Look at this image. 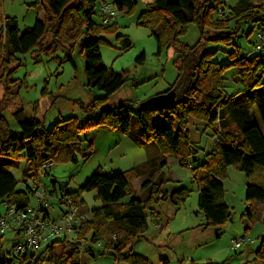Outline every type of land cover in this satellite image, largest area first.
Here are the masks:
<instances>
[{"label":"trees","instance_id":"obj_1","mask_svg":"<svg viewBox=\"0 0 264 264\" xmlns=\"http://www.w3.org/2000/svg\"><path fill=\"white\" fill-rule=\"evenodd\" d=\"M99 1H110L118 12L132 11L137 5V0H35L34 5H41L44 9V21L36 20L22 34L15 18H1L0 87L4 92L17 82L13 79L19 66L16 65L17 54L35 49L39 54L48 53L55 46L56 39L61 37L66 45L76 40L79 42L85 60L87 87L101 91L104 96L88 106L79 104L85 117L80 124L71 117L60 119L45 129L40 121L27 119L22 110H17L13 117L18 131H13L0 112V201L6 209L21 211L26 208L32 197L27 181L30 172L46 162L76 163V154L82 152L81 134L104 129L129 137L138 147L154 145L159 156L152 159L148 156L144 164L111 176L96 171L76 192L64 191L79 199L81 204H84L81 194L94 191L95 198L101 203L99 208L91 211V221L82 228L81 238L90 234V244L105 242V248L96 253L91 248L86 249L90 256L107 255L115 264H150L147 258L133 252V244L148 231L149 212L159 201H168L179 209L185 203L188 191L181 188L167 193L162 189L165 179L145 181L142 189L147 190L148 195L141 200L134 196L131 183L143 177L145 167L153 171L164 169L170 158L189 169L192 181L198 186V208L204 218V228L220 227L231 220L232 212L224 202L222 183L227 167L244 173L248 180L244 217L253 221L257 214L256 205L264 204V51L249 57L243 56L240 48L234 46L228 52L230 61L220 65L212 61L217 50L209 51L206 45H231L239 37L243 23H255L260 31H264V0H240L227 12L222 9L226 0L144 1L146 10L140 14L137 24L150 30L158 54L166 48L172 50L175 57L173 65L177 76L166 92L176 93V103L163 112L152 108L133 109L125 102L107 105L108 98L127 83V78L123 72L102 65L100 36L113 31L116 25L107 26L94 21ZM231 23L233 29H230ZM190 24L199 31V39L193 46L179 41ZM125 40V48H128L129 41ZM144 59L142 55L137 62ZM230 69L236 70V84L240 87V91L232 95L226 91L224 78ZM247 105L257 109L263 127L251 120ZM189 118L204 122L213 134L220 129L219 142L207 152L203 161L194 159L199 149L189 139ZM20 155H24L30 164L24 173V191L17 190L18 183L8 170ZM51 187L56 191L55 182H51ZM127 197L131 199L122 203ZM48 249L52 264H80V253L74 246L52 244ZM0 264H14L9 252L0 253ZM246 264H264V238L260 240L253 260Z\"/></svg>","mask_w":264,"mask_h":264},{"label":"rangeland","instance_id":"obj_2","mask_svg":"<svg viewBox=\"0 0 264 264\" xmlns=\"http://www.w3.org/2000/svg\"><path fill=\"white\" fill-rule=\"evenodd\" d=\"M145 0H137V5L132 11L123 13L116 11L112 21L105 25L115 24L114 30L102 33L100 43V55L102 65L115 72H123L127 83L107 100V105L115 106L125 102L135 109L139 104L166 92L175 82L177 71L173 65L174 53L170 49H163L157 53L155 39L148 28L137 24L140 14L146 10ZM240 0H226L222 8L227 12ZM35 0H0V29L1 18H15L18 22L19 32L22 34L32 27L36 20L44 21L45 12L41 5H34ZM111 4V2L109 1ZM94 21L104 24L97 16ZM234 24H230V29ZM255 23H243L240 25L241 33L231 44L208 43L206 49L217 50L212 61L217 64H227L230 59L228 52L234 46L240 48L243 56H255L258 51L255 44L258 34L261 32ZM129 41L128 48L126 40ZM199 39L197 27L190 24L185 34L179 37L182 44L193 46ZM66 45L60 37L48 53H36L37 49L26 54L15 56L19 65L13 79L16 84L4 92L0 87V112L5 118L9 128L18 131V126L13 113L22 110L25 118L40 121L43 128L47 129L60 119L75 117L77 122L83 123L84 115L79 104L90 105L96 98H102L101 91L87 87L84 74L85 60L80 53L79 42L72 41ZM144 55L145 59L139 63L137 60ZM13 67V66H12ZM235 69L228 70L224 78L225 88L230 95L237 94L240 87L236 82ZM239 102H242L240 99ZM251 120L260 122L258 111L255 107L246 106ZM133 127L136 129V125ZM263 127V125H262ZM216 129L218 125H216ZM189 139L199 149L194 159L203 161L204 156L214 145L213 137L219 139L218 132L206 128L204 122L189 118ZM87 131L81 134V154H76V163L72 161L53 162L49 171V180L43 179V183L50 189L51 182L56 183L57 194L63 191L76 192L96 171L105 176L126 172L142 165L150 159L158 157V151L154 145L138 147L129 137H123V142L115 147L99 141L100 135L93 140ZM95 133V132H94ZM90 144H92L90 146ZM149 154V155H148ZM30 164L20 155L14 160L9 172L17 181V190L24 191V173ZM144 175L131 183L134 196L144 200L148 192L142 189L145 181H157L165 179L163 191L171 193L184 188L188 191L185 203L175 209L168 201H159L153 205L148 214V231L133 244V252L144 256L150 264H201L206 262L228 264H246L254 258V252L259 247V242L264 238V204H257V214L253 221L244 217L247 203L245 201L248 180L244 173L234 167H227L226 177L223 180L224 202L232 212L229 222L220 227L204 228V218L199 211V189L192 181L189 169L179 166L175 159H168L164 169L151 170L144 168ZM153 172V173H152ZM149 173H151L149 175ZM83 210L90 213L99 208L101 203L95 198V192L81 194ZM131 197L123 199L127 203ZM30 206H36L33 197L29 200ZM5 205L0 201V215L5 213ZM50 216L56 217L59 208L55 201L49 209ZM14 232L0 235V253L5 254L16 241ZM82 236V231L80 233ZM245 237L249 242L237 250H231L234 242ZM90 240V234L87 235ZM115 238L112 237V242ZM89 243L82 246L88 248ZM100 247L92 250L93 253L105 248V242H99ZM109 250H106L108 253ZM80 264H101L97 257H91L87 252L79 255Z\"/></svg>","mask_w":264,"mask_h":264},{"label":"built area","instance_id":"obj_3","mask_svg":"<svg viewBox=\"0 0 264 264\" xmlns=\"http://www.w3.org/2000/svg\"><path fill=\"white\" fill-rule=\"evenodd\" d=\"M96 12L104 24L112 21L116 15L112 4L103 1L98 2ZM255 49L264 51V31L258 34ZM213 139L214 145L211 149L219 142L218 137L214 136ZM52 167V162L41 163L29 174L28 187L36 206L29 204L21 211L7 208L4 215H0V235L7 232L16 234L17 242L8 251L14 264H52L48 249L52 244L74 246L79 253L86 252L83 247L85 243H89L88 248L92 250L100 247L99 242L90 244L87 237L82 239L80 236L83 226L91 221V215L83 210L79 199L64 191L57 194L51 186L48 189L43 183V179L49 180L48 173ZM53 201L59 208V214L52 218L49 209ZM248 242L243 237L233 243L231 250H237Z\"/></svg>","mask_w":264,"mask_h":264},{"label":"water","instance_id":"obj_4","mask_svg":"<svg viewBox=\"0 0 264 264\" xmlns=\"http://www.w3.org/2000/svg\"><path fill=\"white\" fill-rule=\"evenodd\" d=\"M176 103V93L168 91L151 97L150 99L139 104V110L152 108L156 112H163L170 110Z\"/></svg>","mask_w":264,"mask_h":264},{"label":"crops","instance_id":"obj_5","mask_svg":"<svg viewBox=\"0 0 264 264\" xmlns=\"http://www.w3.org/2000/svg\"><path fill=\"white\" fill-rule=\"evenodd\" d=\"M126 10L122 11L121 13L125 12ZM41 21V20H40ZM95 132V133H94ZM89 136H91V140H93V134H95V140L98 137V135H100V139L99 141H103L104 145L107 143L110 147H115L117 145H119L120 143L123 142V137L122 135L116 134V133H112L109 132L107 130L104 129H95L93 130V132L88 133ZM167 164H168V160H167ZM93 257V256H91ZM97 257V260L101 263V264H115L113 259L107 255L105 256H94Z\"/></svg>","mask_w":264,"mask_h":264}]
</instances>
